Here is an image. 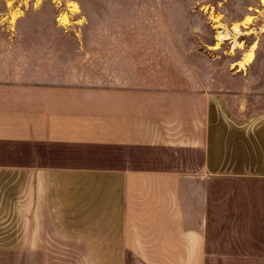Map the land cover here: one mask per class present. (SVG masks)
Here are the masks:
<instances>
[{
  "label": "crops",
  "instance_id": "0c3cea01",
  "mask_svg": "<svg viewBox=\"0 0 264 264\" xmlns=\"http://www.w3.org/2000/svg\"><path fill=\"white\" fill-rule=\"evenodd\" d=\"M120 40L43 37L0 65V264L60 241L115 264H264V109Z\"/></svg>",
  "mask_w": 264,
  "mask_h": 264
},
{
  "label": "rangeland",
  "instance_id": "374dc122",
  "mask_svg": "<svg viewBox=\"0 0 264 264\" xmlns=\"http://www.w3.org/2000/svg\"><path fill=\"white\" fill-rule=\"evenodd\" d=\"M43 37L154 42L170 72L222 90L235 112L264 109V0H0V65ZM14 229L0 226V234ZM57 244V256L24 264H115L81 256L83 243Z\"/></svg>",
  "mask_w": 264,
  "mask_h": 264
},
{
  "label": "bare ground",
  "instance_id": "6f19581e",
  "mask_svg": "<svg viewBox=\"0 0 264 264\" xmlns=\"http://www.w3.org/2000/svg\"><path fill=\"white\" fill-rule=\"evenodd\" d=\"M235 30L238 31V30H239L238 27H235ZM226 37H227V35H226V34H223V33L221 32L219 39H220V40H223V39H225ZM247 58H248V59H246V60L244 61V64H248V62L251 61V60L253 59V54L250 53V54L248 55ZM244 64H243V65H244Z\"/></svg>",
  "mask_w": 264,
  "mask_h": 264
}]
</instances>
